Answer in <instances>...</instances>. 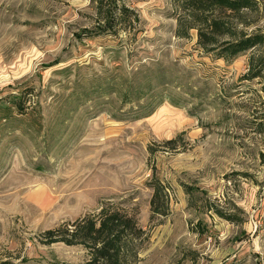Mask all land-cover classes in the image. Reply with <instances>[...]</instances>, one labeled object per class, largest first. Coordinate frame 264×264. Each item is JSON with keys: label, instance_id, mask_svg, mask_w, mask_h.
Returning a JSON list of instances; mask_svg holds the SVG:
<instances>
[{"label": "rangeland", "instance_id": "374dc122", "mask_svg": "<svg viewBox=\"0 0 264 264\" xmlns=\"http://www.w3.org/2000/svg\"><path fill=\"white\" fill-rule=\"evenodd\" d=\"M125 1L115 40L84 37L91 0H0V264H109L45 235L102 208L136 222L118 264H264V49L226 64L177 37L178 0Z\"/></svg>", "mask_w": 264, "mask_h": 264}, {"label": "trees", "instance_id": "16d2710c", "mask_svg": "<svg viewBox=\"0 0 264 264\" xmlns=\"http://www.w3.org/2000/svg\"><path fill=\"white\" fill-rule=\"evenodd\" d=\"M94 4L95 18L91 29L84 31L85 38L112 37L117 40L124 31L134 30L138 15L125 0H91ZM180 10L186 14V25L178 21L176 35L188 37L195 30L197 43L208 56L224 63H231L241 55L258 48L264 49V31L259 27L248 31L251 24L242 20L243 14L258 11L264 0H178ZM182 27H181V25ZM240 24L243 27H238ZM248 73L243 79L252 81L264 74V55L253 56L248 62ZM264 92V83L261 87ZM19 108L22 106L19 104ZM174 140L166 142L173 144ZM153 195L150 200L153 215H165L168 200L164 187L157 179L151 185ZM71 226V227H70ZM136 222L117 212L110 213L102 208L95 218L85 216L73 223L62 224L55 230H48L47 244L62 242L70 245H90L97 250L101 260L118 264L115 260L119 250L117 242L124 233L135 234ZM118 240V241H117ZM99 247V248H96ZM92 258L86 264H99Z\"/></svg>", "mask_w": 264, "mask_h": 264}]
</instances>
